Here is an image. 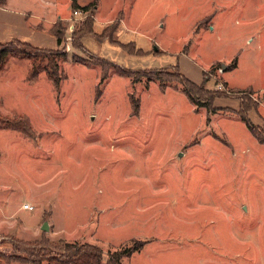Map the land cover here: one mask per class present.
Wrapping results in <instances>:
<instances>
[{"label":"rangeland","instance_id":"1","mask_svg":"<svg viewBox=\"0 0 264 264\" xmlns=\"http://www.w3.org/2000/svg\"><path fill=\"white\" fill-rule=\"evenodd\" d=\"M10 8L0 9L1 41L67 55H11L0 69V124L22 128L0 125V196L15 207L33 199L48 227L37 245L1 242L0 264H48L42 258L77 241L100 246L103 264L141 242L122 264H264V144L236 114L248 109L264 132V0ZM55 62L58 86L47 75ZM176 67L204 86L211 110L179 79L161 86Z\"/></svg>","mask_w":264,"mask_h":264},{"label":"trees","instance_id":"2","mask_svg":"<svg viewBox=\"0 0 264 264\" xmlns=\"http://www.w3.org/2000/svg\"><path fill=\"white\" fill-rule=\"evenodd\" d=\"M6 0H0V5L4 4ZM86 9V7H85ZM118 24V23H117ZM117 24H115V31L118 28ZM58 27V26H57ZM55 29V28H54ZM62 32L61 26L58 27L57 33L55 30V38L57 39V43L60 44L61 42V36L60 33ZM111 39V38H110ZM130 45V44H129ZM122 46H127L123 45ZM17 47V48H15ZM23 51H20V50ZM27 49H30L27 51ZM33 50L32 52H35L32 54L30 51ZM13 56H26L28 58H42V56L45 57H54L57 58V56H64L66 57L67 52L65 50H52V49H44V48H37L33 45H31L28 42H22L20 40H13L9 43H0V69H3L5 64L8 62L7 59L9 57ZM236 61H234V64L232 67H236ZM54 72L47 71V75H49V78L52 80V82L58 86L60 81L62 80V75L56 74V72L59 70L58 67V62H55L52 65ZM119 67V66H118ZM44 68V67H43ZM177 68V67H176ZM174 69L175 71H166V78L167 80H161L160 77L156 78L157 80H161V86L165 88L164 81L166 82H172V79L170 78H176L179 79L180 82H182L183 86H185L184 93L187 95L188 99L196 104H202L206 107H208L209 110H211L210 107H212L210 104H207L208 102H205L204 100L201 99L202 95L207 93L208 91L204 88L203 85L196 84L195 82L193 83L190 81L181 71L177 69ZM46 68H44L45 70ZM123 74L124 76H133L134 74H138L133 72L132 70L125 69V68H119V72ZM36 74V72H35ZM108 73L106 72L104 74V77H107ZM149 79H152V77H149ZM163 79V78H162ZM206 80L204 79V82ZM213 95L215 97H222L223 93L219 91L213 92ZM139 107L137 105L135 107V110ZM214 107V106H213ZM216 109V107H214ZM214 108L212 110H214ZM216 111V110H214ZM248 109H244L242 111L236 112V114L240 115L243 121H245L246 126L250 131L253 133L256 139L259 140V142L264 144V132L258 129V125H254L248 116ZM1 119V118H0ZM1 125V124H0ZM2 127L7 128V129H16V130H21V126H15L14 123L10 124V121H7L6 123L2 122ZM20 131V132H21ZM21 241H13V247L14 249L17 250L18 244ZM34 245H37L38 242L32 241ZM145 245V242L138 243L136 246H125L123 249L114 251L110 254L109 263L110 264H122V260L125 256H132V254L139 252L143 246ZM21 250H24L27 252L29 249L25 248H20ZM1 254V253H0ZM40 253H37V255ZM46 257L48 258H42V261H47L48 264H103L104 260V255H103V250L100 246L96 244H90V243H82L78 242L77 243H65V245H62L59 249L56 250V253L53 255H47ZM40 262V261H39ZM38 262V263H39Z\"/></svg>","mask_w":264,"mask_h":264},{"label":"crops","instance_id":"3","mask_svg":"<svg viewBox=\"0 0 264 264\" xmlns=\"http://www.w3.org/2000/svg\"><path fill=\"white\" fill-rule=\"evenodd\" d=\"M0 9L5 11L10 9L13 10L14 8H10V0H6L4 4L0 5ZM56 21L52 22L51 27H49L50 31H52L53 25L55 24ZM37 27L39 28L40 25L36 26V28ZM13 40H19V39H12L11 41ZM0 43H9V41L3 42L0 40ZM223 68H226V65ZM3 155L0 152V158ZM8 196L9 194L5 195V197L0 196V243L2 242L4 244L12 245L13 241L23 240V241L32 242L41 239L42 230H43L41 224H42V218H44V215L46 214L45 212L46 209L43 210L44 212L43 216L40 215L35 216L32 211H34L37 208L39 203H37L32 199L31 201H25L19 206L15 207L13 205H10L9 203L10 201H8ZM25 204L34 205V209L31 211L24 209L23 206ZM25 212H30V213L32 212V213L31 215H29L28 213Z\"/></svg>","mask_w":264,"mask_h":264},{"label":"built area","instance_id":"4","mask_svg":"<svg viewBox=\"0 0 264 264\" xmlns=\"http://www.w3.org/2000/svg\"><path fill=\"white\" fill-rule=\"evenodd\" d=\"M82 14H84V15H82ZM73 15L77 18L78 16V18H80V19H82V17H86V16H88V13H83V11H81L80 9H75L74 11H73ZM68 28H69V32H70V34L71 33H73L74 31H75V24L73 23V22H71V24H69V26H68ZM71 39H72V37H71V35L70 36H68L66 39H65V41L66 42H68V41H71ZM23 208L24 209H27V210H29V211H31V210H33L34 209V205H30V204H25L24 206H23Z\"/></svg>","mask_w":264,"mask_h":264},{"label":"water","instance_id":"5","mask_svg":"<svg viewBox=\"0 0 264 264\" xmlns=\"http://www.w3.org/2000/svg\"><path fill=\"white\" fill-rule=\"evenodd\" d=\"M42 227H43V230H44V231H47V229H48V227H47V222H45V223L43 224Z\"/></svg>","mask_w":264,"mask_h":264}]
</instances>
